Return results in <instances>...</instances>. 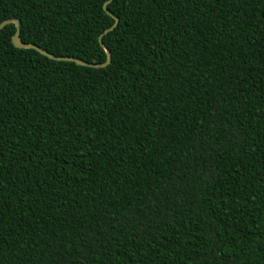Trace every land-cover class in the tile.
Masks as SVG:
<instances>
[{
	"label": "trees",
	"instance_id": "trees-1",
	"mask_svg": "<svg viewBox=\"0 0 264 264\" xmlns=\"http://www.w3.org/2000/svg\"><path fill=\"white\" fill-rule=\"evenodd\" d=\"M109 2L0 0L112 57L0 31V264H264V0Z\"/></svg>",
	"mask_w": 264,
	"mask_h": 264
},
{
	"label": "water",
	"instance_id": "water-1",
	"mask_svg": "<svg viewBox=\"0 0 264 264\" xmlns=\"http://www.w3.org/2000/svg\"><path fill=\"white\" fill-rule=\"evenodd\" d=\"M111 1L112 0H110V2ZM105 10H107L106 5H105ZM8 25H15L16 26V33H15V35L12 38V43H13L14 47L17 48V49L35 50V51L39 52L40 54H42L43 56H45V57H47V58H49L51 60L73 62V63H76L79 66H84V67H88V68H95V69L105 68L111 63V60H112L111 53L109 52V50L102 43V37L100 38V43H101L102 47L105 49V51L107 53V56H108L107 61L105 63H103V64H92V63H87L85 61L72 59V58H57L54 55H52V54H50V53H48L46 51H43L41 48H39L37 46L30 45V44H25V43L22 42V40L20 38V22H19V20L11 19V20H7V21L1 23L0 24V31L3 30ZM117 25H118V20H117L116 24L110 30L106 31V33H109Z\"/></svg>",
	"mask_w": 264,
	"mask_h": 264
}]
</instances>
